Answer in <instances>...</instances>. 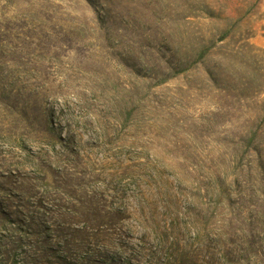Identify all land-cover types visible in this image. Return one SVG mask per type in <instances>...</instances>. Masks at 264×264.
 <instances>
[{"label":"rangeland","instance_id":"374dc122","mask_svg":"<svg viewBox=\"0 0 264 264\" xmlns=\"http://www.w3.org/2000/svg\"><path fill=\"white\" fill-rule=\"evenodd\" d=\"M79 203L105 264H264V0H0V233Z\"/></svg>","mask_w":264,"mask_h":264},{"label":"trees","instance_id":"16d2710c","mask_svg":"<svg viewBox=\"0 0 264 264\" xmlns=\"http://www.w3.org/2000/svg\"><path fill=\"white\" fill-rule=\"evenodd\" d=\"M206 54L204 51L202 56ZM79 204V207L57 206L59 221L44 225L26 221L18 227L5 228L0 233V246L4 248L0 264H105L110 254L106 252L104 235L120 212ZM39 208L48 210L44 205ZM74 214L81 219L75 222Z\"/></svg>","mask_w":264,"mask_h":264}]
</instances>
